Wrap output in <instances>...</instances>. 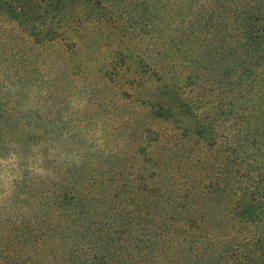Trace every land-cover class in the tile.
<instances>
[{
  "label": "trees",
  "instance_id": "1",
  "mask_svg": "<svg viewBox=\"0 0 264 264\" xmlns=\"http://www.w3.org/2000/svg\"><path fill=\"white\" fill-rule=\"evenodd\" d=\"M0 264H264V0H0Z\"/></svg>",
  "mask_w": 264,
  "mask_h": 264
}]
</instances>
